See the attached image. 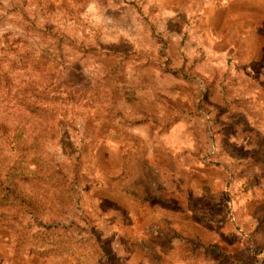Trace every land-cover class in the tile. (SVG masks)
Wrapping results in <instances>:
<instances>
[{
    "label": "rangeland",
    "instance_id": "obj_1",
    "mask_svg": "<svg viewBox=\"0 0 264 264\" xmlns=\"http://www.w3.org/2000/svg\"><path fill=\"white\" fill-rule=\"evenodd\" d=\"M0 264H264V0H0Z\"/></svg>",
    "mask_w": 264,
    "mask_h": 264
}]
</instances>
